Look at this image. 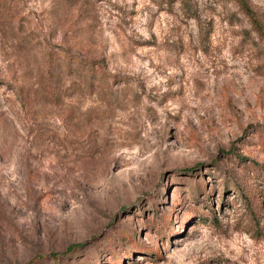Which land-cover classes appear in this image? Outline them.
Wrapping results in <instances>:
<instances>
[{
	"label": "rangeland",
	"instance_id": "rangeland-1",
	"mask_svg": "<svg viewBox=\"0 0 264 264\" xmlns=\"http://www.w3.org/2000/svg\"><path fill=\"white\" fill-rule=\"evenodd\" d=\"M245 1L0 0V264H264Z\"/></svg>",
	"mask_w": 264,
	"mask_h": 264
},
{
	"label": "trees",
	"instance_id": "trees-1",
	"mask_svg": "<svg viewBox=\"0 0 264 264\" xmlns=\"http://www.w3.org/2000/svg\"><path fill=\"white\" fill-rule=\"evenodd\" d=\"M239 6L244 10V12L253 20L254 26L257 28V30H261L259 25L257 24V21L255 20L254 14L252 12V10L250 9V7L248 6L247 2L245 0H235ZM65 62L67 65L66 68H70V69H88L90 70L91 76L93 77H97L99 70L98 68L94 65L95 62H93V60L87 59V58H83V57H79L71 52H67L65 53ZM114 78L117 77L118 75L114 74L113 75ZM256 166H260L259 164H256ZM264 170V167H263ZM53 256V260H54V264L57 263V259L56 254H52ZM58 264V263H57Z\"/></svg>",
	"mask_w": 264,
	"mask_h": 264
}]
</instances>
